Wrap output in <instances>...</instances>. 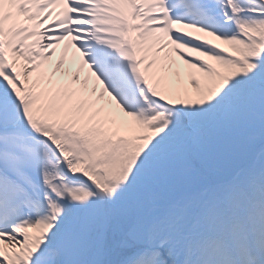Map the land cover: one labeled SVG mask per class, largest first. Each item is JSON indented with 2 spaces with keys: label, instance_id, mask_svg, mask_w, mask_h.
<instances>
[{
  "label": "snow or ice",
  "instance_id": "6c2138e0",
  "mask_svg": "<svg viewBox=\"0 0 264 264\" xmlns=\"http://www.w3.org/2000/svg\"><path fill=\"white\" fill-rule=\"evenodd\" d=\"M0 264H264V0H0Z\"/></svg>",
  "mask_w": 264,
  "mask_h": 264
},
{
  "label": "bare ground",
  "instance_id": "6f19581e",
  "mask_svg": "<svg viewBox=\"0 0 264 264\" xmlns=\"http://www.w3.org/2000/svg\"><path fill=\"white\" fill-rule=\"evenodd\" d=\"M207 39L211 40V37H207ZM213 42L218 43L216 41H213ZM63 47L64 46L61 45V49H63ZM61 49H58L57 50V55L47 65L49 74H51V72L53 70H55L56 65L58 64L59 60L61 59ZM64 67H65V69H71V72L73 74L79 73V75L81 77V83H83L84 78L87 75H89L86 66H83V71L82 72L79 71V69H80L79 54L78 53H75V50L74 49L69 50L68 55H67V57L65 59V65H64ZM60 71L62 72L63 69H61ZM59 75H60V72H57V76H59ZM76 86L78 87L79 85H76Z\"/></svg>",
  "mask_w": 264,
  "mask_h": 264
}]
</instances>
